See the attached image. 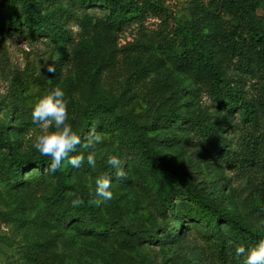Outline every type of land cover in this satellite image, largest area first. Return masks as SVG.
<instances>
[{
  "label": "rangeland",
  "instance_id": "obj_1",
  "mask_svg": "<svg viewBox=\"0 0 264 264\" xmlns=\"http://www.w3.org/2000/svg\"><path fill=\"white\" fill-rule=\"evenodd\" d=\"M160 2L164 14L148 17L143 26L135 24L117 33V38L114 33L83 27L78 20L71 22L75 48L68 46L66 58L51 38L37 39L14 30L0 32V124L10 126L15 149L37 152L36 138L55 130L54 125L44 129L32 121V109L42 97L56 87L65 91L67 122L75 131L86 128L81 108L88 105L91 94L105 91L103 94L119 99L116 113L130 116L140 126L152 125L146 129V139L161 158L171 160L192 183L208 189L222 185L226 200L233 194L243 216L261 224L264 211L253 209L263 204L264 165L240 168L227 159L206 162L201 156L204 147L195 132L186 125L177 128L166 120L158 121L161 113L171 107L172 100H166V96L179 87H186L182 90L181 112L198 113L208 108L216 121L217 107L203 90H191L196 86L173 64L172 55L182 51L178 32L195 17L197 0ZM67 5L68 0L53 2V7ZM87 13L97 17L104 10L90 8ZM263 13L258 12L261 16ZM80 15L83 19L84 14ZM113 48H118L117 65L98 70L101 56H97L108 55ZM48 65L55 67L54 74L46 71ZM260 87L256 78L248 77L244 83L249 96L258 95ZM111 121V125L95 131L91 143L96 155L111 151L120 160L133 157L135 132L130 123L124 121L122 126L115 116ZM238 123L240 126L226 133L233 148L244 131L239 119ZM259 129L264 132V123ZM8 153V149L0 148V156ZM36 171L25 173L27 182L20 187L11 184L0 171V264H183L185 259L194 264H230L219 257L206 224L192 221L187 215L185 233L174 241L171 229L176 217L168 207L161 209L157 186L140 178L132 167L127 173L129 180L113 190L114 207L125 225L145 231L146 236L130 248L115 240L82 234L59 219L55 214V181ZM182 200L177 196L175 205Z\"/></svg>",
  "mask_w": 264,
  "mask_h": 264
},
{
  "label": "trees",
  "instance_id": "obj_2",
  "mask_svg": "<svg viewBox=\"0 0 264 264\" xmlns=\"http://www.w3.org/2000/svg\"><path fill=\"white\" fill-rule=\"evenodd\" d=\"M53 2L2 0L0 32L8 34L14 30L37 39L51 38L60 45L62 58H66L69 55L68 46L75 48L76 39L70 32L73 21L78 20L83 27L114 33L117 38V33L135 24L143 26L148 17L165 13L160 0H68L67 7H53ZM90 8H101L104 13L95 17L87 13ZM259 10L264 12V0H197L195 17L178 32V45L182 51L172 55L173 64L196 86L191 90H203L217 103L216 121L208 108H202L198 113L180 111L182 90L186 87L174 89L166 96V100H172L171 107L161 113L158 121L166 120L177 128L186 125L195 132L204 147L201 156L206 162L227 159L228 162H236L240 168L264 165V132L259 129L264 123V13L259 15ZM81 13L84 14L83 19ZM75 50L76 53L79 51ZM117 50L113 48L108 55L97 56H101L98 70L117 65ZM248 77L261 83L256 96H249L244 88ZM104 92L90 93L91 100L81 108L86 128L74 132L81 136L82 144L75 153L69 154H84L87 157L89 153H94L95 167L88 165L85 159L80 169H74L65 160L61 168L52 173L49 170L50 157L15 149L10 126L0 124V148L9 151L7 155L0 156V171L6 179L15 187H20L27 182L24 174L37 169L36 172L55 181V214L59 219L82 234L115 240L127 248L133 247L136 240L146 236L145 231L125 225L120 211L114 207L115 196L105 201L95 195L98 177L111 178L112 191L130 177H117V169L107 164L109 156L115 153L109 151L96 155L94 143L91 147L87 146V136L92 127L96 131L111 125V116H115L122 126L124 121L130 123L135 132V153L131 158L122 159L120 167L126 173L132 167L140 178L157 186L161 209L168 207L176 217L171 238L176 241L180 234L185 233L184 215H187L192 221L206 224L222 260L230 264H244L246 254L237 256L236 248L252 249L264 240V222L255 224L245 218L233 194L229 195V201L226 200L222 185L215 184L214 188L208 189L192 183L171 160L161 158L154 145L146 139V129L152 125L140 126L130 116L116 113L119 99ZM237 119L244 131L237 147L233 148L226 133L240 126ZM177 196L183 200L175 205ZM261 197V208L253 210L264 211V194ZM74 200L81 203L74 205ZM108 215H111L109 220L106 219ZM183 264L194 263L185 259Z\"/></svg>",
  "mask_w": 264,
  "mask_h": 264
},
{
  "label": "clouds",
  "instance_id": "obj_3",
  "mask_svg": "<svg viewBox=\"0 0 264 264\" xmlns=\"http://www.w3.org/2000/svg\"><path fill=\"white\" fill-rule=\"evenodd\" d=\"M46 71L54 74L56 69L54 66L48 65ZM65 96V91L60 87H56L49 94L42 97L35 104L31 112L33 123L42 126L44 129H48L54 125V131H45L36 138L34 144V148L41 156L51 158L49 170L52 173H56L65 160L74 169H80L84 165L85 159L88 165L92 167L96 166L94 153H89L87 157L84 154L69 155L76 152L78 146L82 144V139L67 122L69 120V109ZM95 137L96 133L93 128L87 136V140L89 141L88 147L92 146L91 142ZM107 164L117 169V177H126L127 173L120 167L121 160L118 155L109 156ZM111 188V178L98 177L96 179L95 195L101 197L103 200L110 201L114 198ZM79 203H81L79 200L73 201L74 205H79ZM245 254L246 259L244 264H264V240L252 249L246 250L243 246L236 248L237 256Z\"/></svg>",
  "mask_w": 264,
  "mask_h": 264
}]
</instances>
